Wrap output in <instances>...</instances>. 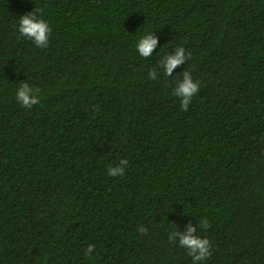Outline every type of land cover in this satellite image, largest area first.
Wrapping results in <instances>:
<instances>
[{
	"label": "trees",
	"instance_id": "obj_1",
	"mask_svg": "<svg viewBox=\"0 0 264 264\" xmlns=\"http://www.w3.org/2000/svg\"><path fill=\"white\" fill-rule=\"evenodd\" d=\"M35 8L47 47L17 31ZM179 44L187 62L150 79ZM202 218L203 264H264V0H0V264H194L168 237Z\"/></svg>",
	"mask_w": 264,
	"mask_h": 264
},
{
	"label": "clouds",
	"instance_id": "obj_2",
	"mask_svg": "<svg viewBox=\"0 0 264 264\" xmlns=\"http://www.w3.org/2000/svg\"><path fill=\"white\" fill-rule=\"evenodd\" d=\"M17 31L22 37H27L37 47H47L52 35V28L48 19L42 14V10L35 8L19 17ZM159 44V36L155 31L145 30L137 38L135 49L140 57L149 58L154 54ZM189 53L183 44L176 45L174 51L166 52L158 61V68L149 71L150 79H157L158 71L169 78L172 77L174 70L187 62ZM175 87L172 88V94L179 98L180 107L187 111L194 96L200 91V83L193 78L190 70L185 68L182 72L177 73L172 81ZM38 89H34L28 82L21 83L16 89L15 99L24 107L31 108L39 101ZM128 161L120 159L118 163L109 164L107 167V175L111 177H119L124 175ZM208 221L200 219L198 224L189 221L183 231L173 230L169 233V239L177 241L179 246L188 250V255L192 258L194 264H203V262L211 257L212 245L207 237L202 236L198 232V228H207ZM140 232L145 229L140 227ZM94 252V245L89 244L85 249L84 255H90Z\"/></svg>",
	"mask_w": 264,
	"mask_h": 264
}]
</instances>
